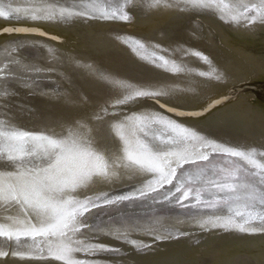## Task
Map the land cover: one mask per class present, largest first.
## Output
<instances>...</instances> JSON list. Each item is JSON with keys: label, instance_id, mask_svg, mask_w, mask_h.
I'll use <instances>...</instances> for the list:
<instances>
[{"label": "snow or ice", "instance_id": "snow-or-ice-1", "mask_svg": "<svg viewBox=\"0 0 264 264\" xmlns=\"http://www.w3.org/2000/svg\"><path fill=\"white\" fill-rule=\"evenodd\" d=\"M144 3L145 0H31L23 7L0 4V18L31 22L77 19L127 22L132 10L137 5L143 7ZM221 6L229 7L224 0H148L149 9L163 7L181 12L222 11ZM233 7L242 11L229 15L230 21L264 22V0H234ZM0 31L31 34L36 30L4 27ZM15 52L13 48L0 61V83L30 87L25 81L31 79L27 73L33 69L20 66ZM194 55L211 63L199 51ZM153 64L173 74L183 71L175 61L169 69L164 55L155 57ZM78 67L98 81L105 97L114 98V102L109 104L105 99L103 105H92L89 96H82L78 104L67 99V103L84 109L85 114L66 121L67 127L60 134L0 122V204L19 208L25 217L19 225L11 217L0 222V238L7 245V250H0V258L99 264L95 259L98 255L120 251L99 242L101 236L115 235L103 231L122 218L113 216L112 212L133 209L138 202L148 200L185 210L223 212L226 208L232 213L223 221L218 215L206 221L213 229L255 232L257 229L245 225L250 221L264 224V151L229 147L210 139L212 134L207 129L196 130L173 118H200L214 104L201 110H181L162 100L183 89L163 81L132 84L105 75L91 64H78ZM198 75L210 79L213 74L200 71ZM215 79L218 81L220 77ZM147 100L171 115L156 111L136 115L133 109ZM90 106L92 110L88 111ZM3 107L10 111L9 105ZM101 127H106L107 135L122 153L115 160L104 142L106 137L100 135ZM237 159L242 163H237ZM98 183L105 184L108 190L97 191L94 186ZM76 235L83 238L73 239ZM28 241L32 242V253L21 250ZM45 241L47 249L41 246ZM125 243L137 246L134 239H126ZM0 264L8 261L0 260Z\"/></svg>", "mask_w": 264, "mask_h": 264}, {"label": "bare ground", "instance_id": "bare-ground-1", "mask_svg": "<svg viewBox=\"0 0 264 264\" xmlns=\"http://www.w3.org/2000/svg\"><path fill=\"white\" fill-rule=\"evenodd\" d=\"M8 3L23 7L31 0H0V4ZM224 3L229 7L221 6L222 11L189 9L181 12L163 7L149 9L145 0L143 7L137 5L132 10L127 22L79 19L31 22L0 18V29L31 27L36 30L31 34L0 31V61L15 48L13 55L20 66L33 69L27 73L31 79L25 81L30 87H9L0 83V122L60 134L67 127L66 121L85 114L84 109L67 103V99L78 104L82 96H89L92 105H103L105 99L113 103L114 98L105 97L99 82L78 67V64H91L105 75L132 84L163 81L183 89L162 100L171 107L201 110L214 104L215 107L200 118H173L196 130L207 129L212 134L210 139L229 147L248 152L264 151V22L230 21L228 16L242 9L233 7L234 0H224ZM41 32L47 35H40ZM197 51L207 55L211 63L196 57ZM160 55L169 61V69L175 61L183 71L173 74L156 68L153 60ZM35 69L40 71L37 73ZM200 71L212 73V78L199 77ZM4 104L9 105L10 111ZM91 110L90 106L88 111ZM133 111L136 115L153 111L171 115L151 100ZM100 135L106 137L104 142L114 160L122 155L107 135L106 127L100 128ZM237 163L242 161L237 159ZM94 187L97 191L108 190L103 183ZM159 207L173 208L148 200L138 202L133 209L113 211V216L122 218L103 231L115 235L101 236L99 242L120 251L98 255L95 259L99 264H264V231L261 230L264 224L259 221L245 225L257 229L255 232L213 229L206 221L214 215L223 221L232 213L226 208L223 212L197 208L156 211ZM151 209H154L153 214ZM7 217L17 225L25 219L19 208L0 204V222H7ZM126 239L136 240L137 246L125 243ZM41 246L47 249L48 243L45 241ZM0 250H7L2 238ZM21 250L34 252L32 242L24 243ZM0 260L8 264H61L51 259L21 261L5 257Z\"/></svg>", "mask_w": 264, "mask_h": 264}, {"label": "rangeland", "instance_id": "rangeland-1", "mask_svg": "<svg viewBox=\"0 0 264 264\" xmlns=\"http://www.w3.org/2000/svg\"><path fill=\"white\" fill-rule=\"evenodd\" d=\"M173 208H175V209H173ZM173 208H171V207H166V208H164V207H159L158 209H156V211H170L171 209H173V210H177V209H179V208H177V207H173ZM154 210V209H153ZM152 209H151V211H150V213L151 214H153V211Z\"/></svg>", "mask_w": 264, "mask_h": 264}]
</instances>
